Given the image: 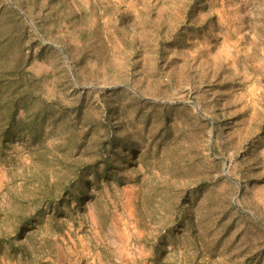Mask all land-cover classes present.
I'll list each match as a JSON object with an SVG mask.
<instances>
[{
    "label": "rangeland",
    "instance_id": "rangeland-1",
    "mask_svg": "<svg viewBox=\"0 0 264 264\" xmlns=\"http://www.w3.org/2000/svg\"><path fill=\"white\" fill-rule=\"evenodd\" d=\"M7 77L0 125L11 97L57 103L0 136V236L52 200L0 264H264V0H0ZM111 134L135 164L83 169L76 206Z\"/></svg>",
    "mask_w": 264,
    "mask_h": 264
},
{
    "label": "trees",
    "instance_id": "trees-1",
    "mask_svg": "<svg viewBox=\"0 0 264 264\" xmlns=\"http://www.w3.org/2000/svg\"><path fill=\"white\" fill-rule=\"evenodd\" d=\"M33 59V55L29 54L27 61H31ZM10 81L12 82V78H4L0 79L1 86L3 85H9ZM123 88H119L116 90H111V92H115L117 90H122ZM30 93V92H29ZM24 94V96H29L23 98V102L26 103L22 104V106L18 103L17 98H9L8 101H6L7 111L5 113L4 122L0 125V136H1V144L2 146L8 147L9 143L14 142L18 138H22V135L24 134V130L21 126V124L27 122L29 125V129L33 127L34 120H37L40 118V113L37 111H34L33 119L30 118L28 112H27V106L29 103L37 102L41 107L44 104L47 103H57V100H51L47 101L41 94H37V96H31L32 94ZM37 99V100H35ZM147 102V101H146ZM21 109L24 112L23 117H18L19 112ZM28 118H30L29 122L27 121ZM115 132L118 131V128H114ZM112 133H115V132ZM115 134H111L108 139L105 140L104 143L100 145L101 148V159L100 161L103 162V172H98V166L93 164H84V167H79L75 171L76 180L79 184V190L80 194H72L71 189L64 188V193L58 200L60 203H63L64 201H67L68 197L72 194L73 200L76 202V206L82 207L83 204V198L88 194L89 187L91 186V183L89 179L84 178V170H87L94 174L95 180L98 181L101 179H104L105 181L109 182L110 179L113 177H117L119 174L116 171V169H119L123 166L116 167L114 166L111 161L114 162H122L126 165H133L135 162H131L132 159H134V154L137 151V148L135 146V143L130 140L129 136L125 134L123 137L116 139ZM121 149V150H120ZM122 152L128 153V156H125V160L121 159V155L123 156ZM113 159V160H112ZM51 199V198H50ZM71 199V198H70ZM52 201V200H51ZM51 201L49 202L43 195H35V197L32 198L31 202L37 203V208L35 211H26V210H19L16 215L14 216V230H15V238L17 241H19L18 246H15L12 238H7L4 236H0V248L5 244L9 246V251L12 254H15L17 252L25 251L27 243L21 242L20 240L23 239H29L33 235V231L29 230V227L35 223L36 217L38 216V212H40V207L45 203V206L48 205V208L51 207ZM47 202V204H46ZM40 203H43L42 205H39ZM40 209V210H39ZM186 214V212H184ZM183 213V214H184ZM238 213L244 215V213L238 211ZM246 215V214H245ZM4 235V233L2 234Z\"/></svg>",
    "mask_w": 264,
    "mask_h": 264
},
{
    "label": "water",
    "instance_id": "water-1",
    "mask_svg": "<svg viewBox=\"0 0 264 264\" xmlns=\"http://www.w3.org/2000/svg\"><path fill=\"white\" fill-rule=\"evenodd\" d=\"M195 108L198 110V112L200 113V114H202V112L201 111H199V109L197 108V106L195 105ZM226 169V168H225ZM224 169V170H225ZM226 172V171H225ZM227 174V173H226ZM232 180H234V179H232ZM235 181V180H234ZM236 182V181H235ZM237 185L240 187V185L237 183Z\"/></svg>",
    "mask_w": 264,
    "mask_h": 264
},
{
    "label": "crops",
    "instance_id": "crops-1",
    "mask_svg": "<svg viewBox=\"0 0 264 264\" xmlns=\"http://www.w3.org/2000/svg\"><path fill=\"white\" fill-rule=\"evenodd\" d=\"M3 264H5V263L3 262Z\"/></svg>",
    "mask_w": 264,
    "mask_h": 264
}]
</instances>
